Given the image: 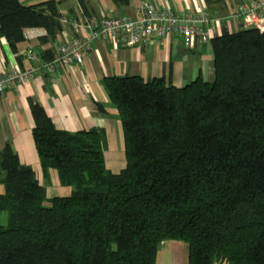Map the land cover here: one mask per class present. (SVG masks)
Listing matches in <instances>:
<instances>
[{"label": "trees", "instance_id": "16d2710c", "mask_svg": "<svg viewBox=\"0 0 264 264\" xmlns=\"http://www.w3.org/2000/svg\"><path fill=\"white\" fill-rule=\"evenodd\" d=\"M76 1L89 16L87 0ZM61 20L53 0H0V40L11 50L30 29L55 37ZM210 45L212 83L104 79L123 130L117 174L105 168L102 130H57L29 102L40 166L72 192L46 200L4 145L0 264H156L163 241L186 244L188 264H264V32L223 30Z\"/></svg>", "mask_w": 264, "mask_h": 264}, {"label": "crops", "instance_id": "0c3cea01", "mask_svg": "<svg viewBox=\"0 0 264 264\" xmlns=\"http://www.w3.org/2000/svg\"><path fill=\"white\" fill-rule=\"evenodd\" d=\"M45 1L49 0H21L25 5ZM53 1L58 3L62 16L61 32L55 37L42 35L24 40L16 45L15 50L0 40V72L12 68L31 72L30 80L17 84L0 96V151L9 144L20 164L33 171L36 181L45 190L46 200L67 197L72 189L60 184L55 170L43 171L40 166L31 134L30 101L43 108L57 130L69 133L102 130L105 168L117 174L125 167L123 130L118 111L104 87V79L124 76L139 77L145 82L162 79L165 84L181 88L200 76L212 83L214 69L210 40L223 30L234 32L243 28L242 20L233 16L231 11L247 0H211L210 3L206 0H129L120 8L112 0H87L89 16L103 13L133 18L143 2L156 7L166 6L178 14L206 9L216 21L203 25V30H213V35L205 42L197 38L193 48H185L176 36L136 46L95 42L84 56L82 66L47 71L45 65L50 60L44 59L43 53L49 52L53 56L59 42L75 35L73 22L77 13L82 11L76 0ZM261 25L264 32V21ZM29 50L35 55L34 60H26L25 53ZM3 194L4 186L0 182V195ZM0 213H3L0 214L3 215L0 217L2 226L7 222V214ZM156 264H188L187 245L179 241L161 242Z\"/></svg>", "mask_w": 264, "mask_h": 264}, {"label": "built area", "instance_id": "2783aa9c", "mask_svg": "<svg viewBox=\"0 0 264 264\" xmlns=\"http://www.w3.org/2000/svg\"><path fill=\"white\" fill-rule=\"evenodd\" d=\"M231 13L242 20L243 27H253L263 32L261 23L264 21V0H247L236 5ZM215 21L206 9L178 14L166 6L156 7L145 2L137 8L133 18L115 17L103 13L86 16L79 11L73 22L75 35L66 37L63 42L57 44L52 59L45 65V69L53 71L57 68L80 67L92 45L101 41L136 46L148 45L176 36L185 48H193L197 38L205 42L213 35V30L205 32L203 25ZM42 35H46L44 30L30 29L25 32L24 40ZM25 56L28 61L35 58L30 50ZM30 78L29 70L23 72L12 68L0 72V96Z\"/></svg>", "mask_w": 264, "mask_h": 264}, {"label": "rangeland", "instance_id": "374dc122", "mask_svg": "<svg viewBox=\"0 0 264 264\" xmlns=\"http://www.w3.org/2000/svg\"><path fill=\"white\" fill-rule=\"evenodd\" d=\"M0 214H3V213H0ZM5 214V213H4ZM0 217H3V215H0ZM6 222H4V224H5ZM4 224H2V225H4Z\"/></svg>", "mask_w": 264, "mask_h": 264}]
</instances>
